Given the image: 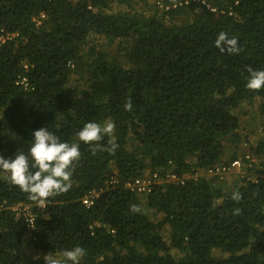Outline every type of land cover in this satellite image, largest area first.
<instances>
[{"label":"trees","instance_id":"1","mask_svg":"<svg viewBox=\"0 0 264 264\" xmlns=\"http://www.w3.org/2000/svg\"><path fill=\"white\" fill-rule=\"evenodd\" d=\"M138 1L0 0V35H14L0 45V156L27 154L42 127L81 151L71 189L43 203L0 170V202L28 204L35 216L25 243L23 216L2 212L0 264H44L48 253L63 261L75 246L86 250L80 264H264V130L248 145L253 181L225 188L223 180L188 177L140 196L125 186L242 158L246 146L223 154L227 141L238 149L234 110L242 103L259 99L254 116L264 125V88L246 87L249 67L264 70V0H206L215 11L190 2L151 15L134 9ZM113 5L125 8L110 12ZM92 35L116 41L119 51L82 53ZM73 73L81 88L69 86ZM88 122L115 124L114 154H93L79 141ZM113 169L117 182L108 184ZM92 190L99 195L86 206Z\"/></svg>","mask_w":264,"mask_h":264},{"label":"clouds","instance_id":"2","mask_svg":"<svg viewBox=\"0 0 264 264\" xmlns=\"http://www.w3.org/2000/svg\"><path fill=\"white\" fill-rule=\"evenodd\" d=\"M176 1L183 0H167L169 3ZM188 1L189 3L193 2L191 0ZM151 3L156 12L169 11L156 8L154 0H151ZM180 6L184 5H178L172 9L179 8ZM36 20H40V17ZM165 20L170 19L166 18ZM36 23L37 25L39 24L38 22ZM248 71L250 78L246 87L254 91L264 88V70H253L249 67ZM124 107L126 111H131V100L127 101ZM114 132L115 124L113 122H107L103 125L96 122H88L77 135L79 141L93 146V154L97 150L108 151L114 154L119 147L115 139H112ZM33 135L34 140L27 154L18 149L14 157L5 158L0 156V170L9 174L12 184L26 193L28 199L43 203L47 199L67 193L71 189L73 172L81 158V151L79 143L62 142L47 127L35 130ZM105 136L110 138L108 140V147L100 143L104 140ZM232 198L238 201L242 197L239 192H235ZM131 211L140 212L141 210L137 205H132ZM239 211L240 209H236L235 214H239ZM33 235V233L29 235L25 231L24 237L29 236L32 240ZM85 254L86 250L84 248L75 246L65 250L63 253L65 259L63 261H58L51 253L44 255V264H69V262L70 264H80V260Z\"/></svg>","mask_w":264,"mask_h":264},{"label":"built area","instance_id":"3","mask_svg":"<svg viewBox=\"0 0 264 264\" xmlns=\"http://www.w3.org/2000/svg\"><path fill=\"white\" fill-rule=\"evenodd\" d=\"M71 1H75V0H71ZM193 2H197V3H201L203 4L208 10L210 11H215V8L213 6H211L206 0H191ZM154 3L156 5V8L160 9V10H170L172 8L177 7L178 5H187L189 4L188 0H183V1H176L174 3H169L167 2V0H154ZM44 18V15L40 16V20ZM40 20L36 21V22H40ZM13 34H9V33H3L0 35V45L5 42L6 40H9L11 37H13ZM26 67V65H24ZM25 79L23 78L21 83H24ZM258 129H262L261 131L264 130V125L260 127H258ZM260 131V132H261ZM248 145L245 141L242 143V146L245 147L246 146V151L244 152L242 158L237 157L233 160H231L230 162L227 163H214L212 165H210L208 168L206 169H197V171L195 173L192 174H184L182 176L176 175L174 173H172L171 171L167 172L165 174L164 179H162L159 175H157L156 173H153L151 176H148L147 174L141 177H138L134 180H131L127 183H125V186L131 190H134L136 194L140 195H145L146 193H149L151 191V188L154 184L156 183H161V182H167V183H172V184H183L185 179H187L188 177H192V178H198V177H209V178H216L217 180H224V176L230 172V171H237L240 172V178L241 179H245V180H251L253 181L255 179V175L253 173H248L247 169L249 167L252 166V164H254V162L256 161L254 159V156L248 151ZM114 174H110L109 175V180H108V184H113L116 183V179L113 176ZM213 183V182H212ZM99 195V191L96 190H92L90 191L82 200V202L86 205V206H90L93 204L94 200L96 199V197H98ZM10 209L13 212H15L16 215L18 216H23L24 220H25V229H26V233L31 235L33 233V229H34V224H35V216L33 214V212L31 211V208L28 204H23V203H16L13 205H7L6 202H0V216L2 214V212L5 209ZM32 238H34V235L32 236Z\"/></svg>","mask_w":264,"mask_h":264},{"label":"rangeland","instance_id":"4","mask_svg":"<svg viewBox=\"0 0 264 264\" xmlns=\"http://www.w3.org/2000/svg\"><path fill=\"white\" fill-rule=\"evenodd\" d=\"M134 5V9L142 14H155L158 13L156 11H154V8L152 6L151 0H144V1H138L136 2V5ZM125 6L120 5H113V7L111 8V10H109L110 12H115V11H122L124 10ZM89 48H93L94 50H102V51H106L109 53H117L119 51L118 46H117V42L116 41H110L107 38H105L104 36H97V35H92L89 36V38L86 40V43L84 45H82V53H86L87 50ZM78 85L80 88L84 85L83 84V79L80 80V78L78 77L77 74L73 73L70 78H69V86H75ZM255 103L257 104L256 108L259 112V102L255 100ZM253 103H249V104H242L240 108H238L237 110H234V113L239 116L241 123H246V120H250V123L252 126H258L261 128L260 125H257V119H255V116L251 113L254 112L255 110L251 107ZM247 106H250V108ZM250 113V115H249ZM245 121V122H244ZM257 127V133L259 134L260 137L263 136V132H260L261 130L258 129ZM240 140V139H239ZM252 141V140H251ZM239 143H243V140ZM253 145L255 146V142H251ZM247 150V149H245ZM15 156V155H14ZM13 156V157H14ZM227 163V160L226 162ZM257 163V161L254 162V165ZM111 168H114V166H111ZM115 173V170L113 169L111 174ZM240 172L237 171H230L228 172L225 176H224V187H229L231 188L233 185H239L240 183ZM164 233L166 234V230L164 231ZM30 237L26 236L24 237V242L27 243V241H29ZM26 247L28 248L29 252L33 251L34 249H32V246L30 244H26ZM31 253V252H30Z\"/></svg>","mask_w":264,"mask_h":264},{"label":"crops","instance_id":"5","mask_svg":"<svg viewBox=\"0 0 264 264\" xmlns=\"http://www.w3.org/2000/svg\"><path fill=\"white\" fill-rule=\"evenodd\" d=\"M256 101H258L259 102V99H256ZM242 104H249L248 102H245V103H242ZM241 104V105H242ZM241 105L239 106V107H237L235 110H237L238 108H240L241 107ZM256 106H257V104L255 103V101L253 102V104H252V108L255 110V113L254 112H252L251 111V113L253 114V115H256V116H258V113H257V108H256ZM250 108V106H247V108ZM249 115H250V113H249ZM256 119V118H255ZM257 121V120H256ZM245 122V121H244ZM240 124H241V127L237 130V133H240V140H239V142H241L242 140H243V142H244V139H243V137H244V135L246 134V135H248V137L246 138V140L248 141V144H250V145H253L251 142L253 141V142H255V144H256V141L258 140V139H260V136H259V134L256 132V130L255 129H257V127L258 126H252L251 125V123H250V120H246V123H241V121H240ZM247 124V126H246V128H244L245 127V125ZM257 125H259V124H257ZM244 128V129H243ZM255 130V131H254ZM252 140V141H251ZM238 142V149H235V148H233V146L234 145H232L231 144V142H229V141H227L226 142V149H225V153L223 154V157H227V155L230 153V150L232 151H237L238 153H240L241 151L240 150H242V149H244V147L242 146V144L241 143H239ZM204 177V176H203ZM207 180H209V181H211V182H213V184H215V182H216V180H215V178H209V177H205ZM32 249H34L33 247H32ZM31 252V254L32 255H34L35 257L36 256H42L41 255V253L38 251V250H33V251H30Z\"/></svg>","mask_w":264,"mask_h":264}]
</instances>
